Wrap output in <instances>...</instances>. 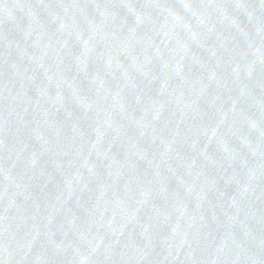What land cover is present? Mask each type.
Instances as JSON below:
<instances>
[{
	"label": "water",
	"instance_id": "water-1",
	"mask_svg": "<svg viewBox=\"0 0 264 264\" xmlns=\"http://www.w3.org/2000/svg\"><path fill=\"white\" fill-rule=\"evenodd\" d=\"M0 264H264V0H0Z\"/></svg>",
	"mask_w": 264,
	"mask_h": 264
}]
</instances>
